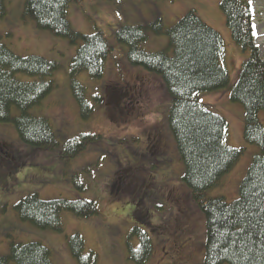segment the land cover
<instances>
[{"label":"trees","instance_id":"obj_1","mask_svg":"<svg viewBox=\"0 0 264 264\" xmlns=\"http://www.w3.org/2000/svg\"><path fill=\"white\" fill-rule=\"evenodd\" d=\"M82 1L85 0H26L21 15L22 25H32L38 31L47 32L53 38L66 40L76 47V54L67 68V78L71 81L81 75L94 81L101 79L105 62L113 56L116 46L125 47L129 66L141 68L149 74L138 72L139 76L134 78L131 74V79L125 84L116 82L111 87H116L125 95L122 106L129 115L141 113L139 91L148 83L162 84L166 97L171 99L168 129L184 167L183 181L190 189L195 207L205 219L204 264H264V118H261L262 114L264 117V59L252 36L249 2L222 0L219 4L232 43L247 55L232 82L226 69V50L221 36L195 11L187 12L172 28L165 30L162 15L146 11L157 2L144 0L147 2H140L137 6L143 19L139 17L136 21L143 20L147 25L117 29L113 44L105 33L110 30L113 34V22L118 23L119 18L105 17V28L109 29L106 32L96 29L90 35H81L72 30L68 8ZM160 1L174 6L177 0ZM8 11L14 13L10 0H0V20H4L10 28H17L19 22H12ZM32 34L30 37L37 39L35 33ZM165 35L164 49L156 53L145 51L149 41ZM58 70L56 64L43 58L16 56L0 38V124L13 125L19 141L32 148H26L28 154L33 149L53 151L58 148L50 123H53V117L49 116V121L45 116L34 115L31 110L56 89L51 77ZM72 88L84 91L82 97H76L83 110L81 118L88 120L92 111L87 100L90 92H86V87L77 86L75 81ZM108 89L104 88V94ZM217 91L227 92L230 101L243 108L244 140L260 150L245 177L240 178L236 195L229 202L226 198L230 195L225 193L221 192L226 198L223 195L211 198L208 194L222 185V180L236 165L242 150L231 149L224 144L227 131L225 119L206 110L197 98L202 93ZM67 104L63 102L60 105L63 108ZM14 110H17L16 116H13ZM60 134L66 136L65 133ZM83 142L86 140L83 139ZM0 145L9 144L0 138ZM80 147L74 148V151L80 150ZM5 154L9 159L0 158V181L7 188L9 176L25 163L21 161L24 155L14 147ZM94 205L93 201L44 203L36 197H28L16 206V212L22 221L38 229L62 233L61 215L64 212L78 219H87L96 215ZM134 237L139 240L137 250L141 256L134 258V253L130 251L129 257L136 264H143L150 254V241L144 235H138L136 229L129 239ZM79 251L80 245L76 243V256ZM0 264L52 262L50 252L40 243H33L11 245L9 254L0 257Z\"/></svg>","mask_w":264,"mask_h":264},{"label":"rangeland","instance_id":"obj_2","mask_svg":"<svg viewBox=\"0 0 264 264\" xmlns=\"http://www.w3.org/2000/svg\"><path fill=\"white\" fill-rule=\"evenodd\" d=\"M25 1L10 0L11 9L14 13L8 11L9 19L12 22H19V26L10 28L4 20H0V38L16 56L22 58L40 57L59 66V70L51 79L57 88L39 106L31 109L32 113L36 116H45L48 119L49 116L53 117V123L50 119L49 121L57 140L60 142H63L58 137L61 135L60 133L66 135H61L62 139L73 134H78L83 138L90 136L85 139L86 142L82 147V149H89L86 151L88 154L86 158L80 157L72 165L62 161L59 152L49 153L33 149L34 151L28 154L26 148H32L21 144L13 125L0 124V138L9 144L7 150L11 152L12 146L16 150H22L24 156L21 161L25 163L22 164L24 166L20 165L15 169L17 172L9 176L7 188L2 186L0 181V257L8 253L13 242L21 244L39 242L49 248L54 264H77L69 251L67 237L79 234L83 238L84 252L92 251L95 255V259L92 258L95 264H133V259L129 257V254L132 251L134 258L141 256L135 247L138 246L139 242L136 238H133L132 241L127 240V238L134 228L131 223L134 221L132 217L133 208L138 209V212L141 209L138 206L141 195L133 188H137L138 177L143 171L150 184L146 193L152 195L145 202V210L152 214L151 222L153 225L160 227L154 234L147 233L151 242L150 253L152 256L149 254L143 264H203L205 222L193 204V197L190 192L183 186L184 167L179 161L173 136L167 130L164 115H166L169 106V99L166 97L164 89L161 88L162 86L156 88L149 83L146 85L143 94L147 98L145 100L140 97L142 110L139 109L141 113L135 115L133 121L121 117L116 110H107L106 114L100 102V95L103 96L102 85L104 83L112 86L116 82L125 84L124 82L128 80L131 74L133 78L139 76L138 72L149 74L141 68L129 66L126 48L117 45L113 56L105 62L101 79L94 81L87 79L84 75L80 76L87 79L83 87L87 88L86 92L88 90L90 92L92 111L89 119L94 115L90 120H83L80 116V112H83L82 107L78 104L77 97L71 92L66 80L68 65L74 58L77 49L66 40L55 39L47 32H37L32 25H22L21 15ZM221 1L177 0L173 6L171 3L154 0L157 3L151 5L146 11L151 10L154 15H162L165 19V30L172 28L187 12L195 11L204 23L221 36L226 50V69L230 74L231 81L234 82L237 70L246 58V53H243L239 47L232 43L224 16L219 9ZM248 1L252 5L250 13L251 22L254 23V41L261 58L264 59V0ZM92 3L93 1H84L69 8L68 18L72 23L71 27L74 32L81 35H90L96 29L106 32L109 29L105 28V24H107L105 17L119 18L118 23L113 22V34L110 30L109 33H105L106 36H110V41L114 44V35L118 27L142 24L136 21L139 17L143 19L142 14L137 12L135 8H130L128 4L119 5L101 0L96 7ZM32 31L37 39L30 37L33 35ZM166 40V35L155 37L145 45L144 49L149 53L159 52L164 49ZM80 91L84 95V91L82 89ZM111 91L109 92L108 89L107 94H111ZM139 94L142 92L139 91ZM208 95H211L208 99L209 104L213 105L221 100V104L226 109L225 116L214 112L227 121V145L233 149H244L240 161L224 177L220 188L217 187L208 194L209 197L213 198L225 193L230 195L227 198L223 195L229 202L232 196L236 194L239 178L245 177L260 150L256 146L248 145L243 139L244 111L240 110L239 104L235 103L237 106L235 104L230 105L225 97V92L219 91L200 94V101L202 97ZM63 102L68 104L62 108L60 104ZM159 103H161V110ZM94 106L96 107L95 110L93 109ZM159 111L161 116L158 114ZM16 115L17 110H14L13 116ZM103 117H106L107 120L111 119L118 128L122 125V129L119 128L118 133L111 134L113 130L106 127L103 123ZM261 118H264L263 115ZM159 123L169 134L172 145L169 154L171 163L169 167L159 168L156 172L154 168L148 166L151 154L149 147H147V140L145 141V133L148 128L155 127ZM139 137L143 138L142 145H139ZM139 153L141 156L137 157L136 154ZM98 154L108 157L106 160L113 158L112 164L107 169L101 166L97 168L101 162V158L95 160ZM163 156L167 155L164 154ZM137 159L141 162V169L136 172L140 174L137 173L131 180L132 175L129 176L127 173L135 170ZM120 161L123 162L124 167L118 170L117 174L124 180L122 191L115 182L116 172H114L120 165ZM148 172L153 175L156 173V182ZM167 172L170 178L167 177ZM91 175L92 183L90 182ZM76 179H79L82 185L80 188L75 185ZM159 179L166 184L164 188L162 182H157ZM129 181L131 182L129 183ZM128 184L129 188L126 187ZM171 191L179 196V203L174 205L169 203L166 197H169V194L172 195ZM113 192L115 195H112ZM31 195H36L43 201L60 199L73 202L79 200L96 201L98 216L83 220L70 213H64L62 215L64 232L41 230L27 222L20 221L16 215V205ZM150 199L151 201L148 202ZM174 206H178V208H174ZM187 219L189 222H186ZM147 227L151 229L150 225Z\"/></svg>","mask_w":264,"mask_h":264},{"label":"bare ground","instance_id":"obj_3","mask_svg":"<svg viewBox=\"0 0 264 264\" xmlns=\"http://www.w3.org/2000/svg\"><path fill=\"white\" fill-rule=\"evenodd\" d=\"M105 125L108 129H112V133L114 132H118V129L121 128L122 129V126L120 125L119 128L117 127V125L113 122H109V121H105ZM146 202V200H145Z\"/></svg>","mask_w":264,"mask_h":264},{"label":"flooded vegetation","instance_id":"obj_4","mask_svg":"<svg viewBox=\"0 0 264 264\" xmlns=\"http://www.w3.org/2000/svg\"><path fill=\"white\" fill-rule=\"evenodd\" d=\"M2 152H3V149H2V147H0V153H2ZM142 197H145V195H142Z\"/></svg>","mask_w":264,"mask_h":264}]
</instances>
